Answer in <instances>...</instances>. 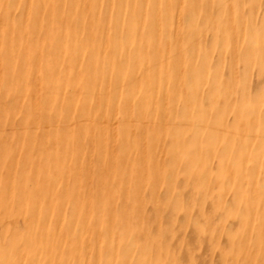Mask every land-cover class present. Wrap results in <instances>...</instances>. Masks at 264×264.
I'll use <instances>...</instances> for the list:
<instances>
[{"label":"rangeland","instance_id":"374dc122","mask_svg":"<svg viewBox=\"0 0 264 264\" xmlns=\"http://www.w3.org/2000/svg\"><path fill=\"white\" fill-rule=\"evenodd\" d=\"M90 1L0 0V264H264V0Z\"/></svg>","mask_w":264,"mask_h":264},{"label":"bare ground","instance_id":"6f19581e","mask_svg":"<svg viewBox=\"0 0 264 264\" xmlns=\"http://www.w3.org/2000/svg\"><path fill=\"white\" fill-rule=\"evenodd\" d=\"M40 1H41V0H40ZM90 2L92 3V0H91ZM94 3H95V2H93V4H94ZM41 5H42V4H41ZM5 6H6V5H5ZM44 6H45V5H44ZM46 6H47V5H46ZM92 6H93V5H92ZM43 9H44V8H43ZM44 15H45V14H44ZM88 15H89V14H88ZM48 21H49V20H48ZM104 31H105V30H104ZM151 32H152V31H151ZM151 32H150L149 34H151ZM153 34H154V33H153ZM159 36H160V35H159ZM87 38H88V37H87ZM101 49H102V48H101ZM135 62H136V61H135ZM234 74H235V73H234ZM236 75H237V74H236ZM0 77H1V76H0ZM13 89H14V88H13ZM84 89H85V88H84ZM37 90H38V89H37ZM82 90H83V89H82ZM85 90H86V89H85ZM88 90H89V89H88ZM88 90H87V91H88ZM35 91H36V90H35ZM82 92H83V91H82ZM84 92L87 94L86 91H84ZM81 94H83V93L80 92V96H81ZM34 96H35V95H34ZM83 96H84V95H83ZM84 98H85V97H84ZM80 99H81V98H80ZM83 100H84V99H83ZM68 101H69V99H68ZM68 101H66V102H67L66 104H68ZM69 102H70V101H69ZM20 103H21V102H20ZM71 103H72V102H71ZM35 106H36V105H35ZM65 106H66V105H65ZM72 107H73V106H72ZM72 107H71V108H72ZM10 110H11V109H10ZM15 110H16V109H15ZM70 110H71V109H70ZM66 111H67V109H66ZM10 112H11V111H9V113H10ZM15 112H16V111H15ZM64 112H65V110L63 111V113H64ZM72 112H73V111H72ZM76 112H77V111H76ZM149 112H150V111H149ZM63 113H62V114H63ZM68 113H69V112H68ZM78 113H79V112H78ZM71 115H72V114H71ZM75 115H76V114H75ZM77 116H78V114H77ZM77 116H76V117H77ZM67 117H68V116H67ZM74 117H75V116H74ZM74 117H73V118H74ZM76 117H75V118H76ZM65 118H66V117H65ZM75 118H74V119H75ZM78 118H79V116H78ZM78 118H77V119H78ZM77 119H76V120H77ZM66 120H67V118H66ZM70 121H71V117H70ZM44 127H45V126H44ZM20 129H21V128H20ZM151 130H152V129H151ZM149 131H150V130H149ZM111 137H112V136H111ZM68 138H69V137H68ZM44 142H45V140H44ZM110 144H111V143H110ZM112 144H113V143H112ZM111 147H112V146H111ZM36 149H37V148H36ZM36 149L34 150V147H33L34 152H36ZM87 149H88V148H87ZM33 150H32V151H33ZM39 150L41 151V148H40ZM81 150H82V149H81ZM32 151L29 153V156H31L30 154L32 153ZM82 151H83V150H82ZM160 151H161V150H160ZM34 152H33V153H34ZM37 152H39L38 149H37ZM79 152H80V151H79ZM82 153H83V152H82ZM35 154H36V153H35ZM35 154H34V155H35ZM37 154L39 155L40 152L37 153ZM42 154H43V153L41 152V156H42ZM80 154H81V153H80ZM38 155H37V156H38ZM43 156H44V155H43ZM38 157H40V156H38ZM38 157H37V158H38ZM62 157H63V156H62ZM90 157H91V156H90ZM112 157H113V156H112ZM29 158H30V157H29ZM31 158L36 159V156H35V157L33 156V157H31ZM66 158H67V156H66ZM68 159H69V157H68ZM140 159H141V158H140ZM65 160H66V159H65ZM62 161H63V160H62ZM66 161H67V160H66ZM113 161H114V160H113ZM153 161H154V160H153ZM70 162H71V161H70ZM97 162H98V160H97ZM143 162H144V161H143ZM68 163H69V161H68ZM72 163H73V162H72ZM72 163H71V164H72ZM99 163H100V162H99ZM111 163H112V162H111ZM114 163H116V162H114ZM139 163H140V162H139ZM155 163H156V162H155ZM96 164H97V163H96ZM100 164H101V163H100ZM112 164H113V163H112ZM118 164H119V163H118ZM66 165H67V164H66ZM68 165H69V164H68ZM110 165H111V164H110ZM116 165H117V164H116ZM154 165H155V164H154ZM119 166H120V164H119ZM122 166H123V165H122ZM71 167H72V166H71ZM101 167H102V166H101ZM109 167H110V166H108V168H109ZM114 167H115V165L113 166V168H114ZM143 167H144V166H143ZM152 167H153V166H152ZM66 168H67V167H66ZM98 168H100V167H98ZM108 168H107V169H108ZM105 169H106V168H105ZM105 169H103V170H105ZM119 169H120V168H119ZM95 171H96V170H95ZM100 171H101V170H100ZM114 171H115V170H114ZM128 171H129V170H128ZM128 171H127V173H128ZM142 171H143V170H142ZM152 171H153V170H152ZM146 172H147V171H146ZM85 173H86V171H85ZM99 173H100V172H99ZM104 173H105V172H104ZM109 173H110V172H109ZM113 173H114V172H113ZM140 173H141V172H140ZM101 174H102V173H101ZM159 174H160V173H159ZM99 175H100V174H99ZM105 175H106V174H105ZM86 176H87V175H86ZM101 176H102V175H101ZM106 176H107V175H106ZM156 176H157V175H156ZM99 178L101 179V177H99ZM156 178H157V177H156ZM141 179H142V178H141ZM97 181H99V180H97ZM143 181H144V180H143ZM156 181H157V179H156ZM141 182H142V181H141ZM100 183H101V182H99V184H100ZM157 183H158V182H157ZM100 185H101V184H100ZM150 185H151V184H150ZM68 186L70 187V185H68ZM141 186H142V185H141ZM104 187H105V186H104ZM111 187H112V186H111ZM126 187H127V186H126ZM143 187H144V186H143ZM157 187H158V186H157ZM101 188H102V187H101ZM112 188H113V187H112ZM19 189H20V188H19ZM113 189H114V188H113ZM113 189H112V190H113ZM127 189H128V188H127ZM260 189H261V188H260ZM105 190H106V189H105ZM110 190H111V189H110ZM124 190H125V189H124ZM124 190H123V192H124ZM100 191L102 192L103 190H100ZM108 191H109V189H108ZM108 191H107V192H108ZM156 191H157V188H156ZM101 192H100V193H101ZM110 192H111V191H110ZM138 192H139V191H138ZM140 192H141V191H140ZM86 193H87V191H86ZM108 193H109V192H108ZM97 194H98V192H97ZM104 194H105V193H104ZM177 194H178V193H177ZM74 195H75V194H74ZM67 196H68V194H67ZM91 196H92V194H91ZM120 196H121V195H120ZM120 196H119V197H120ZM153 196H154V195H153ZM74 197L76 198L77 196L75 195ZM100 197H101V196H100ZM112 199H113V198H112ZM114 199H115V198H114ZM178 199H179V198H178ZM96 200H97V202H98V199H97V198H96ZM137 200H138V199H137ZM174 200H175V199H174ZM80 201H81V200H80ZM113 201H114V200H113ZM140 201H141V200H140ZM66 202H68V200H67ZM71 202H72V201H71ZM105 202H106V201H105ZM179 202H180V201H179ZM69 203H70V202H69ZM92 203H93V201H92ZM171 203H173V201H172ZM64 204H65V202H64ZM111 204H112V203H111ZM184 204H186V203H184ZM69 205H70V204H69ZM181 205H182V204H181ZM65 206H66V205H65ZM100 206H101V205H100ZM176 206H177V205H176ZM183 206H184V205H183ZM87 207H88V206H87ZM177 207H178V206H177ZM65 210H66V209H65ZM68 210H69V209H68ZM69 211H70V210H69ZM69 211H68V212H69ZM68 212H67V213H68ZM157 215H158V214H157ZM160 215H161V214H160ZM125 217H126V216H125ZM185 219H186V218H185ZM85 227H86V226H85ZM58 229H59V228H58ZM84 229H85V228H84ZM86 229H87V228H86ZM76 230H77V229H76ZM84 231H85V230H84ZM87 232H88V231H87ZM88 233H89V232H88ZM96 234H97V233H96ZM99 236H100V235H98V237H99ZM103 236H104V235H103ZM110 237H111V236H110ZM98 239H99V238H98ZM85 240H86V239H85ZM86 241H87V240H86ZM86 241H85V242H86ZM86 243H88V242H86ZM255 243H256V242H255ZM261 243H262V242H261ZM68 244H69V245H68V248H70V247H71V246H70V242H69ZM254 245H255V244H254ZM252 247H253V246H252ZM252 247H251V248H252ZM254 247H255V246H254ZM261 247H262V246H261ZM83 248H84V247H83ZM254 256H255V255H254ZM261 256H263V255H261ZM53 257H54V256H53ZM75 257H76V256H75ZM77 258H78V256H77ZM80 259H81V258H80ZM80 259H79V260H80ZM67 260H70V259H67ZM74 260H75V259H74ZM258 261H259V260H258ZM259 262H260V261H259ZM72 263H73V262H72ZM69 264H70V263H69ZM259 264H260V263H259Z\"/></svg>","mask_w":264,"mask_h":264}]
</instances>
